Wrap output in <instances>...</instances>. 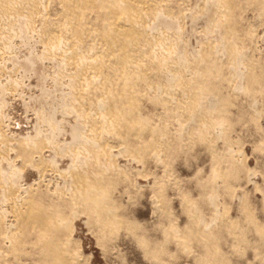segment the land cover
<instances>
[{"label": "bare ground", "instance_id": "bare-ground-1", "mask_svg": "<svg viewBox=\"0 0 264 264\" xmlns=\"http://www.w3.org/2000/svg\"><path fill=\"white\" fill-rule=\"evenodd\" d=\"M50 1L52 2V0H0V42L1 44L2 41L4 42V47L1 45L4 50L2 51L0 49V52L5 53V50L7 51V49H10V43H7L8 39L10 36H14V33L18 34V29L21 30L22 26H24L26 32L31 31L39 35L38 42L41 41L45 52L49 55H54V57L59 56L66 69H71V72L68 73L69 76L66 74V69L64 70L61 64L63 69H61L63 71L62 73L65 72V74L69 76L68 81L72 88L71 98L73 99V106H71L72 108H70V110L73 109L77 113L76 116L79 117L78 120H80V123L75 125L72 129V141L70 143L81 142L84 144L83 149L86 150V154H84L86 156H81V158H79L78 153L80 150L76 154V151H74L73 159L70 158L72 161L70 160L71 163L68 165V170L65 169V171L67 170L65 173L69 172V177L64 181L61 180L62 183L56 181V183H54L53 181L57 179H46V176V181L43 185L39 180H37V182L34 181L35 183L23 185L21 184V180L20 183L18 180L14 179L15 176H9V171L7 173L4 170L0 171V264H81L82 252L79 251L80 245L77 243L73 234L75 230L74 219L79 214H81L80 216H82V214L86 215V223L89 225L92 224L93 227L97 228L96 231H100V233L97 232L100 234V239H107L106 236H108V233H113V231L121 226L126 228L132 223L127 214L122 212V201L119 200V196H116V193L121 190L119 189L121 185L119 187H117V185L120 182V177H122L121 172H123L124 168L122 170L121 166L115 165L114 146L110 140H115L113 143H116V146L120 145L126 151L130 150L129 152L136 156L135 158L137 161L143 163L144 166L150 161H153L157 164V167H166V169L169 160H173L172 155L175 154L174 150L177 149L178 145L184 147L183 136L181 134L170 136L169 130L167 131L166 128H163L166 125L163 126L162 124V127L160 126L162 122H159L160 124L150 122V119L146 116L148 111L145 114L140 105V100L145 96L149 95L155 103L163 104L166 107V117L168 121L170 120L169 118H174L176 115L173 116L174 113H189L191 124H189L188 129L186 127L188 133H190L187 135L197 138L200 141L208 142L209 140L210 147L208 148H211V151L214 152V143L210 140V136L214 134L213 131L216 128H222V125L219 124L218 121L226 123L229 119V113L231 114L230 96L223 93V87L225 86L223 83L228 81L232 82L235 76L240 77L238 85L234 84L233 87L236 85L237 93L245 92L244 96L246 94H249V96L254 94V87L256 88L255 94L259 92V88L260 91L264 89V63L259 61L260 59L255 60L258 57L253 59L248 56V54H252L251 52H247L248 54L245 55L243 50L244 43L242 38L246 39V41L252 40L254 36L253 32L250 30L252 27H250L249 31L246 30L245 33H242L239 24L242 18L241 11L243 9V3H245V5L247 4L248 7L249 5H256V7L259 8H257L258 12L261 11V13H264V0H215V3L213 2L214 6L211 3V6H213V8L209 7L213 9L212 13H210L212 14L211 20L215 24H213L214 27H218L221 31L222 38L220 37L221 35L219 37L223 41L221 45L223 47L225 59L213 55L214 51L212 50L215 46H213V49L211 46H208L206 51L207 45L205 46V43L210 37L206 40L204 39L205 41L203 44L205 47L202 46L204 48L203 50L206 52L200 53V55L194 54L197 56L199 55L198 59H193V56L188 57L186 54L188 51H184V49L181 48V42H179L180 32L185 29V27L182 28L183 23L181 21L184 19L183 22H185V18L189 16V13L186 14L189 12L187 9L184 12L183 5L185 4L184 2L188 0H55L58 1L59 4V9H57L58 12L55 13V15H52L48 10ZM197 1L203 3L201 0ZM195 5L197 6V4ZM199 5L200 3H198V6ZM201 5L205 7L204 4ZM254 7L255 6L251 8ZM209 8L207 7V10ZM193 9H195V12L197 11V7ZM199 9L200 6L198 10ZM201 9L203 8L201 7ZM261 13L259 12V14ZM184 16L186 17L184 18ZM203 16L204 15L199 17V19L203 18ZM191 18L192 15L189 19ZM208 18H210V15ZM199 19L194 17L197 24L200 22ZM16 21H20L21 24L23 22V25L20 24V28L16 25L18 29L14 28V24L19 23ZM192 22L193 21H191L190 24ZM190 27L192 28V25ZM206 27H204V29ZM209 28L210 26L208 29ZM193 31L191 30V32ZM21 32L23 33V30L20 31V33ZM206 32L208 33L209 31ZM206 32L203 33L206 35ZM194 33L196 34V32ZM215 33L214 35L218 34ZM32 34L34 36V33ZM210 34L211 33L208 35ZM243 34L244 36H242ZM191 35L193 36L194 34ZM17 36L18 35H16V39L18 38ZM211 36H213V34ZM181 38L183 40L184 36ZM200 38L201 40L203 39L202 37ZM220 38L217 40L220 41ZM10 39L8 42H10ZM23 39H25L24 35ZM30 39L31 38H29V40ZM31 41H33V37ZM216 41L215 43L219 45V42ZM41 43H37L38 46ZM211 43L212 42H210V45ZM15 45L17 48V44ZM15 45H12L14 46L13 50L16 49ZM252 48L251 45V50H253ZM11 50L12 49L9 51ZM9 51H7V53ZM7 53H5V56H7ZM217 55L221 56V53ZM10 56H13V54H10ZM48 58L51 57L49 56ZM7 60L9 61V59ZM7 60L6 62H8ZM6 62L2 63V66L0 65V69H2V67L7 68L3 66ZM16 62L15 60V63ZM238 64H241L240 68H243V70L234 72L233 65ZM11 73L13 72H10V74ZM12 76L14 75L12 74ZM61 76L64 75L62 74ZM60 79L59 81H61ZM1 80L10 82L9 80L6 81V79ZM14 80L17 81L16 79ZM61 82H63V80ZM9 85L11 86L10 83ZM17 87L15 86L13 88L16 89ZM18 88H20V84ZM68 88L70 90V87ZM230 88H232V86ZM154 89H159L162 95H150V91L152 92ZM226 89L227 88H225V90ZM1 92L4 94L5 91ZM207 93L212 95V97H208V95H206ZM230 94L231 93H229V95ZM233 96H231V99ZM55 108L57 107L55 106ZM57 109H54L53 112H56ZM159 111L157 110L155 112L159 113ZM68 112L69 111H67V113ZM57 113L58 112L54 114ZM71 113L70 115H73ZM159 116L158 118L161 119ZM173 118L172 120L174 122L175 119ZM186 119L185 117V121ZM166 120L165 122H168ZM181 120L183 121V119ZM3 122L5 121H3V117L0 114V146L7 140L2 130L4 128L2 125ZM170 125L171 123H169V126ZM177 126L175 125V127ZM219 133L223 134V132ZM173 134L175 133L173 132ZM212 139H214V137ZM44 140L40 139L39 136L31 140H28L26 137H20V142L17 143L20 153L15 151L16 154H21L19 156L25 159L27 166L32 165L39 169L40 175L38 178L43 176V174L45 175L46 171H50V169L44 165L46 164L44 163V159H46V150L49 147V144ZM227 141L231 142L230 138ZM185 143L187 144V142ZM7 146L9 145L7 144ZM85 150H83V152ZM49 152H47V154ZM184 152L186 151L184 150L183 153ZM7 155L5 153V156ZM229 155L230 154H227V156ZM231 156L229 157L230 160ZM220 157H216V159L220 160L217 161L218 163L223 161ZM8 158L11 157L9 156ZM9 163L11 164V162ZM14 165H16V163ZM51 166L53 167V164ZM48 167L51 168L50 166ZM170 167H168V169ZM166 169L162 172L168 173ZM144 172L139 174H145ZM228 172H231V170ZM228 172L227 170L226 172H220L218 169H215L214 176L220 174V177L222 176L225 179H229L232 175ZM60 174L61 173H59V175ZM124 175H126V179H128L126 182L128 183L122 191H119L122 194L130 193L129 189L131 185L134 184L128 172ZM59 177H61V175ZM162 178L155 175L151 187H154L157 190V193H155L158 194L161 200H165L166 204H168L167 197H165L167 194L164 192V190H167L168 185H164L167 181L162 180ZM167 179L168 182H170L168 176ZM171 181L173 180L171 179ZM148 187L149 186L146 188L148 189ZM217 187L216 184L210 185L211 190H215ZM169 189L168 186V190ZM206 189H204V191ZM144 193L145 192H143L142 195ZM211 197H213V194ZM161 200H158L160 202L157 203H163ZM152 202L153 201H151V203ZM165 202L163 204H165ZM186 203L188 205V212L192 215L190 222L186 224L183 229L177 223V225L174 223L172 224V221L167 226L162 223V225H164L162 226L163 230L167 234L166 240L169 242L172 240L176 244H182L187 247L191 245V243L189 245L187 244L188 241L195 240L194 242L197 243V246H201V250H198L199 254L196 257L198 260H204V258L209 257L208 247L214 250L217 248L219 238L216 236V223L213 221L207 223L204 218L200 217V211L196 206V202L187 201ZM214 204L215 202H213V205ZM158 208L160 209V207ZM161 209L163 214L165 213V215H167L168 208L161 206ZM157 214H160L159 211ZM193 221L195 222L193 223ZM255 222L254 219L253 223ZM217 226H219L220 231H223L237 225L236 222L234 223V220L223 219L217 222L216 227ZM240 232L242 233V230H240ZM134 237L138 239L137 237L139 236L134 232ZM149 250L152 255H158L156 246L151 247ZM85 261L83 263H85Z\"/></svg>", "mask_w": 264, "mask_h": 264}, {"label": "rangeland", "instance_id": "rangeland-1", "mask_svg": "<svg viewBox=\"0 0 264 264\" xmlns=\"http://www.w3.org/2000/svg\"><path fill=\"white\" fill-rule=\"evenodd\" d=\"M201 1L203 3L198 2L197 0L196 1L188 0L184 2L185 3L183 5L184 12L187 9V11L189 12L186 11L187 12L186 14L189 13V16L185 14L186 16H188V18H185L186 16H184L185 22H183L184 19H182L181 21L183 23L182 28L185 27V29L182 32H180L181 34L179 33L180 34L179 42H181L180 45L182 46L180 47L183 48L184 51H188L186 52L188 57L193 56L192 57L193 59L194 58L198 59V56L200 55V53L207 51L208 46H211L212 49H213V46H215L214 49L212 50L214 51L213 55L216 57L225 59L223 47L221 45L223 43L221 39L222 38L221 31L218 27H214L215 24L211 20L212 14L210 13H212L213 9H210V8H213L214 6L213 2L215 3V0L213 1L212 0L211 1L201 0ZM49 3L50 4L48 6L49 8L48 10L50 11L52 15H55V13L58 12L57 9H59L58 1L52 0V2L50 1ZM194 3L197 4V6ZM198 3H200L199 5L200 9L201 7L203 9L198 10L199 8ZM211 3L213 6H211ZM189 4L193 6H190ZM201 4H204L205 7L202 6ZM195 6L197 7L196 9L197 11H202V12H197V11L195 12L194 11L195 9H193V8H196ZM253 6L256 7V5H251V6L249 5L248 7L247 4L245 5V3H243V9L241 11L242 18L240 19V22L242 24L239 23L241 32L245 33L246 30L249 31L250 27H252V29L250 30L254 34V36L252 37L253 41L252 40L246 41V39L242 38L243 43H244L243 50L245 52V55L251 52L252 54L251 55L248 54V56H250L253 59H255V57H258L255 60L260 59L259 61L264 63V59H263L264 58V15L263 14L264 13H261V11H259L261 13L259 14L258 12L259 8L258 7L251 8ZM207 7L208 8L210 7V8L207 10ZM207 11L208 12L210 11V12L208 13ZM243 11H245L246 13ZM190 14L192 15L191 19H189L191 16ZM201 14L204 16L205 15L207 16L205 17L203 16V18L199 19V17H202ZM209 15H210V18H208ZM194 17L199 19L200 22H198V24H197V21L194 20ZM190 20L193 22L195 21V22L194 23L192 22L190 24L191 22ZM16 22H19V23L18 24L15 23L14 28L18 29V26L20 28L21 25H23L22 21H21L22 24L20 23V21H16ZM16 25L18 26L16 27ZM191 25H192V28L190 27ZM194 25L196 26L197 29L195 28ZM205 25L208 27L210 26L211 30L210 28L208 29V27H206ZM204 27H206L205 28L206 30L204 29ZM22 30H23V33L21 32L22 33L21 34L20 31ZM191 30L192 31L196 30V31L191 32ZM214 30L216 31V33ZM206 31H209V32L207 33ZM194 32H196V34ZM198 32L201 34H199ZM203 32H206V35ZM27 33L29 34V36ZM32 33H34L35 37L33 36ZM209 33L211 34L208 35ZM214 33L215 34L218 33V34L214 35ZM191 34H194V35L192 36ZM212 34L214 37L211 36ZM16 35H18L17 39H16ZM23 35L25 39H23ZM182 36H184L183 38L184 41L181 38ZM242 36H244V34ZM14 37H15V40H14ZM28 37L31 39L29 40ZM32 37H33V41H31ZM200 37H202L203 39L201 40ZM218 37L220 38V41L217 40L219 39ZM10 38H9L10 42H8L9 39L8 41L7 40L6 41L7 43H10L9 48L12 49L11 50L12 52L9 51L10 49H7V51H9L8 53L6 50L4 51L5 53H7L8 57L5 56L6 55L5 53L0 52V58L2 59L3 57L4 59V60L0 59L1 66H2V63H5L6 60L9 59V61L7 60L8 62H6L7 65L6 64L3 65V66H6L7 68L2 67L4 71L0 69V73H1L0 74L1 75L0 92L5 91L4 94L3 92L0 93V114L3 117V121H5L2 124L4 127L2 130L4 131L5 136L8 140V141L6 140V142L4 141V144L0 146L1 147L0 171L4 170L6 171V173L9 171L10 172V173L8 172V174H10L9 176H15L14 179L18 180L19 182L21 180L22 183L21 182L20 183L23 185L35 183L37 182V180H39L40 183L43 185L45 184V181L47 178H51L52 180H54L55 178L57 180H54L53 181L54 183L56 182L62 183V181H64L65 179H68L69 177L68 176L69 172L68 173H65V172H67L68 165L71 163L70 160L73 159L74 151H76L75 152L76 154L80 150L78 153L79 158H81V156L83 157L86 156L84 155L86 154V150L83 149L84 144H82L81 142L70 143L72 141L71 139L72 129L75 125L80 123V120H78L79 117L76 116L77 113L73 109L70 110V108H72L71 106H73V99L71 98L72 88L68 81L69 76H70L68 73L71 72V69L70 68L66 69L63 61L61 60L59 56L54 57V55H49L47 52H45V49L43 48V44L41 43V41L38 42L39 35L31 31L26 32V29L24 28V26H22L21 30L18 29V34L14 33V36L12 35L10 36ZM208 38L209 40H206ZM204 39L206 40L205 46L207 45L206 51L203 50L204 49L203 47H205L203 44L205 41ZM185 40L187 41V43ZM199 41H201L202 44ZM209 41L212 42L211 45ZM215 41L219 42V45L218 43L216 44ZM3 43H4L3 41H2V44L0 42V49L2 51L4 50L2 49L4 47ZM37 43H41L40 44L41 46L40 45L38 46ZM11 44L12 45L17 44V48L15 45V48L17 49L15 50L17 51V53L15 50H13L14 46H12ZM251 45L253 47L252 48L253 50H251ZM216 46L220 49H218ZM40 50L42 51L39 52ZM18 51H19V54H18ZM222 52H223V55H222ZM219 53H221L222 57L217 55ZM10 54L11 55L13 54V56H10ZM44 54H45V58H44ZM194 54H199V55L197 56ZM49 56L51 58H48ZM10 60L12 63L10 62ZM15 60L17 61L16 63H15ZM13 64L14 65L16 64L17 66L15 65V68H14ZM61 64L63 66V69L64 70L66 69L65 72L69 76L66 75L65 72L62 73L63 69H62ZM16 67H18L19 69ZM233 67L232 68L234 72L243 70V68H240L241 64L233 65ZM9 69H12V70H9ZM10 72H13V73L10 74ZM61 73L64 76H61L62 75ZM12 74L14 76H12ZM4 75L5 77H8L9 79L5 78ZM237 77L238 76H235V79L232 82L228 81V82L223 83V85L226 86V87L225 86L223 87L224 89L223 93H225V95L227 96H230V100L232 101V103L230 101L231 114L229 113V116H228L229 119L226 123H223L222 121H218V123L222 125V128L220 129L219 127L216 128L213 131L214 134H211L210 136V140L214 143L213 144L214 149H215L214 152L211 151V148H208L210 147L209 140L208 142L202 141V140L200 141L197 138L187 135V134H190L188 133L187 129L189 128V124H191L189 113L187 114V112H184V113L179 112L181 115L179 113H174L173 116L175 114L177 115V116L175 115L177 117V120L175 116L174 118L172 117L173 119H175L174 120L175 123H174L172 118H169L170 120L168 121L166 117L167 109L163 104L155 103L149 95L142 98L143 100L142 99L140 100V105L142 106L140 107L145 114L148 111L146 116L150 119V122L158 123V124L162 122L160 126L162 127V124L163 126L166 125L167 127L164 126L163 128H166L167 131L169 130L168 132L171 134L170 136L181 134L183 136L184 147L178 145L179 148L178 147L177 149L175 148L176 149L174 150L175 154L172 155L173 160L172 159L169 160L170 164L167 163L168 167L171 166L169 168L170 169V172H169L168 167L167 169L166 167H161V166H160L161 168L159 166L157 167V164H155V162L153 161H150L144 166L143 163H140L139 161H137V159L135 158L136 156H134L133 154L129 152L130 150L126 151L122 146L120 145L116 146L115 145L116 143H113L115 140L114 141L110 140L112 141V144L114 146L113 150L115 154V157H114L115 165L116 166L119 165L122 167V170L123 168L124 170H126V171L123 170V172H121L122 174L121 176L123 177V179L122 177H120V182L118 183L117 187L121 185L119 188L121 190L119 189L118 190L122 191L127 185L128 182H126V180L128 179H126L127 177L126 175H124L127 172L130 174L129 176L134 183L133 185H131V188L129 189L130 193L128 192V193L122 194L118 190H117L118 192L116 193L117 194L116 196H119V200L122 201V207H123L121 208L122 212H124V214H127V216L130 219V222L132 221V223L126 228L121 226L115 231H113V233H108V236H106L108 240L105 238L104 240V239H100L99 237L100 231H96L97 228L93 227L92 224L89 225L86 223V215L82 214V216H80L81 214H79L77 215V217L80 216L78 218L75 216L76 217L74 219V226H75L74 229L75 230L73 234H74L75 239L77 240V243L80 245V246L78 245L80 249L79 251L82 252L81 264H85V263L86 264H264V92H263L264 89L263 91H260V88H259L258 89L259 92L255 94L256 88L254 87L255 91L253 92L255 95L252 94L251 96H249V94H246L244 96L245 92L237 93L236 85H238L239 80H240V77H238V79ZM58 78L59 79L61 78L60 80L61 81L63 80V82L59 81ZM1 79H6V81L9 80L10 82L8 81L5 82V80H1ZM14 79H16L17 81H15ZM4 82L6 85L4 84ZM56 82L57 83L59 82V83L57 84ZM9 83L11 84V86L9 85ZM18 83L20 84V88H18L19 87ZM234 84H236L235 87H233ZM13 85H15L16 87L18 86L16 88L18 90L13 88L15 87ZM231 86L232 88H230ZM65 87L66 88L70 87V90L69 88L66 89ZM6 88L7 89L10 88L11 92H10V89H8L9 90L8 91ZM225 88L227 89L225 90ZM229 93L231 94L229 95ZM149 94L150 95L154 94V96L162 95L160 94L159 89L158 90L154 89L152 92L150 91ZM206 95H208V97H212V95H210L209 93H207ZM231 96H233L232 99H231ZM55 106L58 109L55 108ZM53 108L57 109L56 110V112H58L57 114H54L56 112H53L54 110ZM160 109L161 110L163 109V110L161 111ZM157 110L158 111L160 110L159 113L155 112ZM67 111L69 112L71 111L72 113L71 112L70 113L73 115H70V113L69 112L67 113ZM158 116L161 117L162 120L159 119ZM185 117L187 118L186 121H185ZM181 119H183L184 122ZM165 120L171 123V125L169 126V123L165 122ZM176 123L178 124L179 127L177 126ZM175 125L177 127H175ZM80 127H83V126H80ZM173 132L175 134H173ZM219 132H223V134H220ZM36 136H39V138L42 140L45 139L44 141L49 144L48 149L47 148H46L47 150L45 149L46 159H44L45 160L44 163L46 164L44 165L45 167L50 169V171L49 172L46 171L45 175L43 174L44 177L40 176V178H38L40 175L39 169L29 164H28L29 166H27L25 159L22 156H19L21 154H18L20 152H19L18 144H17L18 142H20L19 141L20 137H23V138L26 137L28 140H31L35 138ZM213 137L214 139H212ZM9 138H10V141H9ZM229 138L231 142L227 141ZM11 140L14 142L15 145L13 144ZM185 142H187V144ZM7 144L10 147L7 146ZM62 144H64L65 146ZM75 146H76V149H75ZM3 148L4 149L6 148V149L4 150ZM83 150L85 151L83 152ZM184 150L186 152L183 153ZM15 151L18 153L16 154ZM47 152L49 153L47 154ZM5 153L6 155L8 154L11 158H8L9 157L8 155L5 156ZM233 153L235 154V156ZM227 154H230V155L227 156ZM230 156H231V160L229 158ZM216 157L217 158L220 157V159H222L223 161L221 163H218L217 161L219 159H216ZM9 162H11V164ZM14 162L16 163V165H14L15 164ZM231 163H234V164H231ZM52 164H53V167L51 166ZM149 164L150 165L152 164V165L150 166ZM1 165H3L4 167ZM48 166H50L51 168H49ZM65 169L67 170L65 171ZM164 169H166L169 174L167 172L163 173L162 171H164ZM215 169H218V171L220 172L221 171L226 172V170L228 172L231 170V172H228V173L232 175V177H230L229 179H225L222 176L220 177V174L219 175L217 174V176H214ZM145 170L148 172H146ZM232 170H235V171H232ZM141 172L142 173L144 172L145 174L140 175L139 173ZM59 173H61L60 175L62 178L59 177L60 176ZM164 174H167V175H164ZM134 175L136 178L134 177ZM155 175L157 177L159 176V178H162L163 176L162 180H165L167 181V183H169V184H167L166 182L164 183V185L166 184L170 188L168 190V186H167V190H164V192L167 194V196L165 195V197H167L168 204H166L165 200L163 199L161 200L158 194H156L157 190L154 187L153 188L151 187V184L154 181ZM167 176L169 177V181L171 182V184L170 182H168ZM43 179H44V183H43ZM171 179L173 181H171ZM213 184L214 185L216 184L218 186L217 188H215V190L214 189L211 190L210 188V185L212 186ZM175 185L176 186L178 185V186L176 187ZM147 186H149L148 189L146 188ZM202 186H204L205 188ZM204 189H206L205 190L206 192L204 191ZM143 192H145L144 193L145 195L144 194L142 195ZM200 192H201V195H200ZM209 192H212V193H209ZM212 194H213V197H211ZM184 199H185V202H184ZM150 200L155 203L153 202L151 203ZM158 200H161L163 203L165 202V204L163 203L158 204L157 202H160ZM187 201L188 202L194 201V203L196 202V206L198 210L200 211L199 212L200 217L204 218L207 223L211 221L216 223L215 224L216 236L217 238H219L218 243H217V248L214 250L208 247L209 257L204 258V260H198V258L196 257L199 254V251L201 250V246H197V243L194 242L195 240H191L187 242L188 245L191 243L189 247L182 245V244L180 245L176 244L172 240L169 242L166 240L167 234L165 233L162 227L164 226L162 225V223L166 224L165 226H167L172 221V224L177 223L183 229L186 226V224L190 222V218L192 215L191 213L188 212V205L186 203ZM212 201L215 202L214 205ZM161 206L164 208H168L167 215H165V213L163 214V211H162L163 208L161 209ZM158 207H160L161 210ZM158 211L160 214H157ZM223 219L234 220V223L236 222L237 226H233V227H230V229H225L223 231H220L219 226L216 227V225H217V222H220ZM254 219L256 221L255 222L256 224L253 223ZM194 222L195 221H193V223ZM240 230H242V233L240 232ZM134 232L137 233V235L139 236L137 237L138 239L134 237ZM155 246H156V249L158 250V255L156 256L152 255V253H150V250H149L151 247H155ZM84 261L85 263H83Z\"/></svg>", "mask_w": 264, "mask_h": 264}]
</instances>
